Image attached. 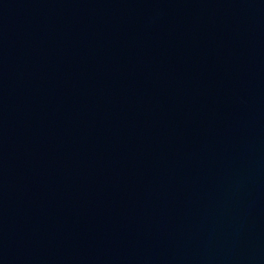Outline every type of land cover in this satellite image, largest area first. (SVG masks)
<instances>
[{
	"label": "water",
	"instance_id": "1",
	"mask_svg": "<svg viewBox=\"0 0 264 264\" xmlns=\"http://www.w3.org/2000/svg\"><path fill=\"white\" fill-rule=\"evenodd\" d=\"M0 264H264V0H0Z\"/></svg>",
	"mask_w": 264,
	"mask_h": 264
}]
</instances>
